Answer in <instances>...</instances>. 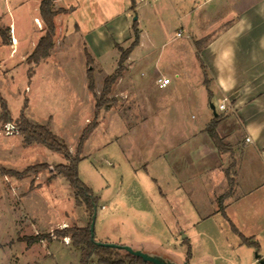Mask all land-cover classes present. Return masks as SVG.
I'll use <instances>...</instances> for the list:
<instances>
[{
	"label": "rangeland",
	"instance_id": "rangeland-1",
	"mask_svg": "<svg viewBox=\"0 0 264 264\" xmlns=\"http://www.w3.org/2000/svg\"><path fill=\"white\" fill-rule=\"evenodd\" d=\"M199 1L205 0H54L61 17L49 56L36 66L29 56L20 58L46 34L36 11L41 0H0V95L12 118L4 120L0 102V264H81V250L70 237L44 236L65 227L85 228L93 214L86 204L77 205L74 189L55 169L67 163L65 157L24 142L16 124L22 112L47 126L72 153L84 130L95 125L83 143L78 174L98 198L96 241L161 254L177 264H259L256 255L264 259V170H251L254 164L246 159L240 163L241 200L220 209V192L227 188L220 189V151L206 132L214 118L211 104L231 123L238 119L230 107L219 111L220 94L215 85H205L201 50L195 48L198 36L182 28L203 21L201 10L190 8ZM227 2L220 6V30L233 21V1ZM79 14L88 19L86 29L106 25L109 46L103 55H95L90 38L78 32ZM208 20L205 30L219 24V19ZM11 22L21 43L16 55ZM2 32L10 38L7 44ZM136 34L138 44L102 98L105 78L119 66L118 46L127 49ZM161 73L171 78L167 88L155 82ZM9 123L16 127L11 134L5 128ZM235 135L244 142L242 130ZM237 150L239 158H259L251 147ZM201 157L209 163L193 160ZM43 163L46 167L26 174L8 173ZM251 180L263 185L248 193Z\"/></svg>",
	"mask_w": 264,
	"mask_h": 264
},
{
	"label": "crops",
	"instance_id": "crops-1",
	"mask_svg": "<svg viewBox=\"0 0 264 264\" xmlns=\"http://www.w3.org/2000/svg\"><path fill=\"white\" fill-rule=\"evenodd\" d=\"M227 1L229 0H205L199 1V6L196 8L190 6L192 12L201 10V15H204L203 21H199L196 24L193 22L188 23L187 26L182 27L183 30L188 29L191 34L198 36L195 42L206 38V36L208 37L200 51L199 58H201L207 68L211 81L210 86L212 84L215 85L216 91L222 98L220 104L227 98V109L230 107V110L238 119L237 123H231L229 116L220 115L218 128L223 132V135L219 134L232 146V151H220V189L222 187L227 188L226 191L220 192V209H229L230 206L237 205L241 200V195H243L244 191L241 189L238 177L240 163L246 159L247 162L254 164V166L250 164L251 167L253 166L251 170H264V0H232L233 21L227 23L229 22L227 20L224 27L220 30L219 21L220 13H222L220 6L223 8L224 4L228 3ZM38 10L39 6H36V11L38 12ZM74 10L75 12L78 10L80 12V5L74 6ZM224 11V14L228 15L226 8ZM59 17H61L60 14L54 18L55 25ZM78 18L77 22H75L78 32L90 38L89 44L95 50V55H103L109 46L106 43V25L93 26L86 29L85 26L88 24L87 17L79 14ZM209 18L219 19V24L208 25V30H205L204 22L209 21ZM34 19L40 25L39 17L35 16ZM9 28L12 29L11 52L16 55L21 49L20 40L16 35V24L11 22ZM38 28L43 34V26L42 28L38 26ZM37 40L32 42V46L22 53L20 60L26 61V58L32 54ZM192 43L194 44V40ZM161 74L169 77L165 73ZM210 93L211 96L214 95L211 90ZM202 126L199 127L201 128ZM208 126H206V129ZM226 129L231 130V132H227ZM241 130L245 136L243 143H241L243 138L235 135V131ZM246 138H250V141L247 142ZM239 146H242V151L245 148L247 149V147H251L252 153L259 158H239L238 152H241L237 150ZM202 157L193 158V160L201 164L209 163V158ZM230 159L231 162L229 163ZM232 163L235 164L234 172L232 171L233 168L230 169ZM204 170L209 172L210 167L207 166ZM227 170L230 171L229 174L226 173ZM171 174L175 175L173 172ZM229 178L233 180L232 184L229 182ZM256 181L251 180V187L248 190L246 189V192L251 193L264 184L261 182L257 184Z\"/></svg>",
	"mask_w": 264,
	"mask_h": 264
},
{
	"label": "trees",
	"instance_id": "trees-1",
	"mask_svg": "<svg viewBox=\"0 0 264 264\" xmlns=\"http://www.w3.org/2000/svg\"><path fill=\"white\" fill-rule=\"evenodd\" d=\"M54 0H41L39 6V13L44 23L46 24L47 30L46 34L43 35L38 44L36 45L34 51L29 56L30 62H34L35 64L40 63L43 59L49 56V51L53 45V36L55 33V16L62 10H56L53 8ZM3 41L7 44L8 36L6 32H2ZM138 34H136V39L134 42L125 50L118 46L121 51V56L119 58V66L114 73L107 76L104 81V89L101 93L102 98H106L107 94H109L111 90V86L113 83L120 77L122 73V66L124 61L128 58L129 54L133 50V48L138 44ZM10 41V40H9ZM207 41L206 38L196 41V48L200 51ZM88 59L91 60V55L88 54ZM203 63V62H202ZM202 68L204 70L205 75V85L210 86V79L208 78L207 68L202 64ZM93 70L88 69V75L90 77L89 88L90 90H94L93 83ZM0 102L3 108V118L5 121H12L8 106L6 104L5 99L0 95ZM97 108L101 106L99 102L97 103ZM220 122V115L217 114L206 131L213 140L216 148L219 151L228 152L232 151V146L222 137L217 131L218 125ZM17 127L19 128L20 133L23 136L24 142L26 144L38 143L46 146L50 150L62 154L67 163L59 164L55 167L58 171V174H61L68 181L70 186L74 189V196L77 205L86 204L87 207L91 211H93L94 205L97 206L98 198L94 195L91 188H89L80 178L78 174V166L81 157V150L84 141L89 137V134L94 129V126L91 125L86 128L81 137V143L78 147V150L75 153H72L68 146L61 142L58 137L45 125L36 124L31 122L22 112L20 117L16 120ZM235 164L232 163L230 165V169L234 168ZM46 167V163L40 164L38 166H31L25 169L23 172L8 170V173L12 175H22L26 174L30 171H36L37 169ZM229 169V170H230ZM229 170H227V174H229ZM229 182L232 184L233 180L229 178ZM223 210V208H221ZM52 236L57 237H70L71 243L74 247H77L81 250V264H90L92 262V258H97V264H151L148 262H144L141 258L131 255L123 250L98 246L93 240H91V232H90V224L85 228H68L65 227L61 230H56L53 234L45 235L44 238L51 240ZM43 239V238H37ZM245 243L254 245L255 247H259V244L251 241L249 238L243 237Z\"/></svg>",
	"mask_w": 264,
	"mask_h": 264
},
{
	"label": "water",
	"instance_id": "water-1",
	"mask_svg": "<svg viewBox=\"0 0 264 264\" xmlns=\"http://www.w3.org/2000/svg\"><path fill=\"white\" fill-rule=\"evenodd\" d=\"M134 20H137V17H135ZM211 108L214 110V115L216 116L217 115L216 108L213 104H211ZM96 212H97V208H96V205H94L93 214L91 218V224H90V232H91V240H93L98 246L110 247V248H116V249L123 250L131 255L141 258L144 262H148L151 264H177L175 260L169 257H165L164 255H161V254L148 253L142 249H134L128 245H119L115 243H103V242L96 241L95 240ZM256 258L258 259L259 264H264V259H262L259 255H256ZM183 264H186V263H183Z\"/></svg>",
	"mask_w": 264,
	"mask_h": 264
},
{
	"label": "built area",
	"instance_id": "built-area-1",
	"mask_svg": "<svg viewBox=\"0 0 264 264\" xmlns=\"http://www.w3.org/2000/svg\"><path fill=\"white\" fill-rule=\"evenodd\" d=\"M177 35L181 36L182 31H179ZM155 82L159 88H167L171 84V79L169 77L160 76V77L156 78ZM227 102H228V99L226 98L224 100V102L219 105V111H225L227 109V104H226ZM5 128H6V130H7L6 132L8 134H11L16 129V127H14L10 123L7 124ZM246 141L249 142L250 138H246Z\"/></svg>",
	"mask_w": 264,
	"mask_h": 264
}]
</instances>
